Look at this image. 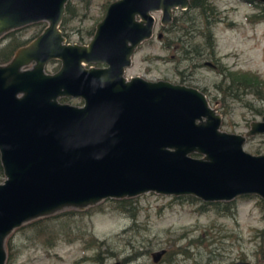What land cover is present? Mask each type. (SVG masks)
I'll return each instance as SVG.
<instances>
[{
	"label": "water",
	"instance_id": "1",
	"mask_svg": "<svg viewBox=\"0 0 264 264\" xmlns=\"http://www.w3.org/2000/svg\"><path fill=\"white\" fill-rule=\"evenodd\" d=\"M67 1L0 0V36L46 24L0 64V264L15 228L65 208L146 192L264 201V153L243 150L246 137L264 134V114L244 135L228 133L197 88L124 76L135 48L152 36V13L166 26L188 0H114L86 44L64 43L58 25ZM50 60L60 63L51 74ZM165 252H151V262Z\"/></svg>",
	"mask_w": 264,
	"mask_h": 264
},
{
	"label": "rangeland",
	"instance_id": "2",
	"mask_svg": "<svg viewBox=\"0 0 264 264\" xmlns=\"http://www.w3.org/2000/svg\"><path fill=\"white\" fill-rule=\"evenodd\" d=\"M70 1L77 12L64 28V43H87L90 38L86 31L94 30L114 0ZM208 1L218 11V20L211 26L214 51L212 55L206 51L211 57L200 58V65L190 68V61L175 47H166L167 34L163 33L159 40L155 37L161 28L160 13L153 12L152 36L135 48L124 76L176 84L183 80V85L203 90L210 106L221 117L220 130L244 135L251 122L260 120L256 110L264 109V98L250 95L240 99L223 98L217 85L220 72L226 68L252 71L264 79V18L249 22L246 17L256 13L258 7L245 0ZM178 14V11L173 13ZM38 28L29 24L17 34L29 41ZM191 41L198 43L201 38L196 36ZM206 60L218 65L219 70L205 66ZM59 66L58 60H50L44 65V71L51 74ZM64 103L80 105L81 100L68 98ZM243 150L250 154L264 153V134L246 137ZM130 199L129 211L100 202L99 208L95 204L82 210L65 208L56 212L67 216L59 220L67 237L57 240L52 247L33 245L30 240L33 228H27L28 225L13 230L8 239L17 252L10 264H97L93 260L96 253L100 264H153L150 253L158 249H165L167 253L155 264H232L238 260L264 264L260 256L264 243L258 239V233L264 229V204L261 203L264 201L255 195L234 198L235 214L226 216L215 212L210 204L202 206L207 202L192 196L146 192ZM89 238L100 243L90 245ZM136 251L139 256L131 259Z\"/></svg>",
	"mask_w": 264,
	"mask_h": 264
},
{
	"label": "trees",
	"instance_id": "3",
	"mask_svg": "<svg viewBox=\"0 0 264 264\" xmlns=\"http://www.w3.org/2000/svg\"><path fill=\"white\" fill-rule=\"evenodd\" d=\"M247 1V0H245ZM88 0H86V3ZM258 7L256 13L247 16L246 19L249 22H257L264 18V5L260 3H255L247 1ZM75 6L68 0L64 5V13L58 25L62 36L64 37V28L67 22L76 16ZM218 20V11L216 7L208 0H189V3L185 10L179 12V14L172 17L171 23L168 25L166 30H171V36L167 37L166 47H175L180 54L190 61V68L200 65L199 59L208 53H213L214 51V39L211 33V26ZM32 25L39 26L38 32H36L33 38L38 35L42 29L45 27L44 22L33 23ZM23 27L10 30L0 36V44L3 40L6 42L0 46V64L6 63L13 56L14 52L21 46L26 45L29 41L21 39L17 34ZM93 28L86 31V35L91 38L93 34ZM179 33V34H178ZM196 36L201 38V42H192L191 39ZM32 38V39H33ZM82 39V35H80ZM85 44L84 42H80ZM96 64L95 66H98ZM182 84V81H179ZM186 86L188 84H185ZM217 89L223 98L230 97L233 99H240L246 95H250L253 98L263 99L264 90V79H262L257 73L252 71H242V70H229L222 69L220 72V81L217 85ZM203 92V90H201ZM204 93V92H203ZM68 98L61 97L59 102L64 103ZM257 114L263 115L264 109L256 110ZM196 157L197 154H192ZM2 167L0 165V182L3 180ZM190 197L191 196H187ZM101 202H109V206L114 209H119L122 211H129L132 207L130 198L122 199H104ZM264 204V202H261ZM100 202L97 203L96 208L100 207ZM210 204L214 211L220 213L224 216L235 214V204L233 200L231 201H216L211 203H203L202 206ZM65 213H54L52 215L38 218L25 223L14 229L20 230L22 227L28 225L27 228H33V238H30L33 245L41 244L44 247L54 246L57 240L64 239L67 237L66 232L59 226V220L61 218L66 219ZM79 238H83V235H77ZM9 235L4 241L5 248V262L4 264H10L11 260L14 259L17 248L10 243ZM258 239L261 243H264V229L258 233ZM73 240V239H71ZM90 245L99 244L94 238L88 239ZM167 253V252H166ZM139 252H133L131 259H135L139 256ZM165 255L162 256L163 259ZM261 258H264V247L260 253ZM95 263L100 264L99 254L96 253L93 257Z\"/></svg>",
	"mask_w": 264,
	"mask_h": 264
},
{
	"label": "flooded vegetation",
	"instance_id": "4",
	"mask_svg": "<svg viewBox=\"0 0 264 264\" xmlns=\"http://www.w3.org/2000/svg\"><path fill=\"white\" fill-rule=\"evenodd\" d=\"M188 3H189V0H188ZM185 10V9H184ZM175 11H178V12H180V11H182V10H180V9H175V10H173V12L172 13H174ZM173 16H175V15H173L172 14V17ZM171 23V21L169 22V24ZM160 24V23H159ZM169 24H167L166 26H161V28H160V33L162 34L161 35V38H162V36H163V33L164 34H167L168 36L170 35L171 36V30H166V28L168 27V25ZM154 25V24H153ZM158 33V32H157ZM179 34V33H178ZM37 36V35H36ZM160 38V39H161ZM32 40V39H31ZM30 40V41H31ZM159 40V39H158ZM29 41V42H30ZM86 44V43H85ZM211 55H212V53H210ZM211 55H207V54H203V56L201 57V59H203L204 57H211ZM205 58V59H206ZM205 66H207V67H210L211 69H216V70H219V68H218V65H215L213 62H211V61H208V60H206V61H204V63H203ZM96 65V64H95ZM95 65H93V66H95ZM101 65H98V66H96V67H100ZM86 67H88V66H86ZM182 83H183V80H182ZM178 84H180L179 82H178ZM183 85V84H182ZM81 105V104H80Z\"/></svg>",
	"mask_w": 264,
	"mask_h": 264
}]
</instances>
